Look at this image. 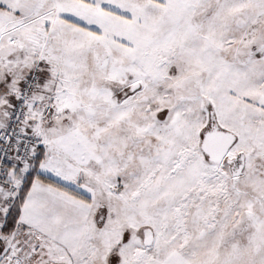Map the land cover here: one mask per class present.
Wrapping results in <instances>:
<instances>
[{"label":"snow or ice","instance_id":"snow-or-ice-1","mask_svg":"<svg viewBox=\"0 0 264 264\" xmlns=\"http://www.w3.org/2000/svg\"><path fill=\"white\" fill-rule=\"evenodd\" d=\"M0 264H264V0H0Z\"/></svg>","mask_w":264,"mask_h":264}]
</instances>
